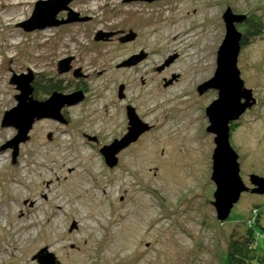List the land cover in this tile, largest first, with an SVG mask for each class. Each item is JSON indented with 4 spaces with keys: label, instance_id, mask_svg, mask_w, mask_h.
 I'll use <instances>...</instances> for the list:
<instances>
[{
    "label": "rangeland",
    "instance_id": "1",
    "mask_svg": "<svg viewBox=\"0 0 264 264\" xmlns=\"http://www.w3.org/2000/svg\"><path fill=\"white\" fill-rule=\"evenodd\" d=\"M39 1L47 0H0V264H39L33 256L44 248L59 264H227L230 235L250 229L256 254L263 258L264 196L242 194L229 218L217 220L211 181L215 145L205 111L218 92L200 95L197 88L217 69L227 7L264 24V0H73L68 6L90 21L26 32L19 24L31 18ZM131 9L177 10L189 22L174 32L182 29L184 35L191 28L194 36H204L208 28L207 45L172 47L163 36L152 39ZM45 29L49 37H41ZM119 29L123 35L131 30L136 39L123 44L118 41L123 35L116 33L109 41L95 40L101 31ZM238 29L248 30L244 23ZM141 51L145 60L121 66ZM69 57L84 77L59 74V62ZM238 67L256 104L236 122L230 143L239 154L244 183L253 188L250 175L264 178V31L242 47ZM29 70L40 85H81L87 98L69 111L70 127L52 121L34 125L13 164L12 150L1 147L17 131L2 127V119L17 105L19 91L11 78ZM165 80L172 83L165 87ZM121 84L124 100L118 97ZM126 104L135 106L151 129L118 155L116 168H109L83 134L109 143L127 133ZM83 179L91 192L73 199L71 189Z\"/></svg>",
    "mask_w": 264,
    "mask_h": 264
},
{
    "label": "water",
    "instance_id": "2",
    "mask_svg": "<svg viewBox=\"0 0 264 264\" xmlns=\"http://www.w3.org/2000/svg\"><path fill=\"white\" fill-rule=\"evenodd\" d=\"M73 0H47L35 4L31 18L19 24L26 32L46 27L60 26L70 22L78 21L75 16L69 15L66 21H58L57 15L61 11H69L68 5ZM156 0H124V2ZM88 18L80 19L85 21ZM222 20L225 26V37L219 48L217 56V69L213 78L201 84L197 88L198 94L202 95L210 89L217 90L218 98L214 100L205 111L209 122L207 132L214 136L215 145L212 155L211 181L216 189L213 194L212 206L215 209L217 220L225 222L234 206L239 202L242 194L252 193L264 196V178L258 175H250L249 181L253 188L248 187L242 177L239 163V154L230 143L231 125L236 123L240 117L256 104L251 89L245 87L241 78V71L238 67L239 55L242 49L243 33L238 25L247 20L246 15L235 14L230 7L223 13ZM134 35L129 39H134ZM171 57L166 65L172 61ZM140 57L130 59L124 65L136 64ZM70 59L62 60L59 63V72L69 70ZM34 74L29 70L27 74L14 75L10 83L16 87L19 94L15 96L17 105L6 111L2 119V127H13L16 135L7 141L2 150H12V162L16 163L19 148L30 140V132L33 125L40 120L50 119L61 124H66L62 115L64 107L73 106L83 100L81 92L70 95H63L55 92L45 101H37L33 98ZM123 88L119 89V96L122 97ZM127 118L129 121L128 133L120 140L114 141L111 145L104 147L100 154L109 168H114L118 163L117 155L136 142L145 132L150 130L149 125L140 121L134 109L128 108ZM75 224H73L74 226ZM39 264H59L53 254L47 249L40 250L33 256Z\"/></svg>",
    "mask_w": 264,
    "mask_h": 264
},
{
    "label": "flooded vegetation",
    "instance_id": "3",
    "mask_svg": "<svg viewBox=\"0 0 264 264\" xmlns=\"http://www.w3.org/2000/svg\"><path fill=\"white\" fill-rule=\"evenodd\" d=\"M68 8H69V11H61V12H64L65 14H64V16H62L61 18H57L56 17V19L58 20V21H66L67 19H68V17H69V15H71V16H75L76 18H78L79 20L78 21H74V22H87V21H90V18L87 16V15H82V14H80L79 12H75V11H73L69 6H68ZM60 12V13H61ZM59 13V14H60ZM58 14V15H59ZM57 15V16H58ZM83 18H88L87 20H85V21H81L80 19H83ZM74 22H70V23H67V24H71V23H74ZM67 24H62V25H60V26H64V25H67ZM60 26H56V27H60ZM124 30L122 29H119V30H117L116 32H99L96 36H95V40L97 41V42H100V41H109L116 33L117 34H121V35H123L124 34ZM116 34V35H117ZM132 35H134L135 37H134V39H129V37H131ZM136 34L134 33V32H132L131 30L129 31V33L128 34H125V35H123V36H121L119 39H118V41L120 42V43H123V44H125V43H128V42H133L135 39H136ZM146 53L145 52H143V51H141V53L139 54V55H137V56H135V55H133L130 59H133V58H135V57H140L141 58V60L140 61H138V63L139 62H142L143 60H145V58H146ZM175 57L176 56H174L173 57V59H172V61L168 64V65H170L172 62H173V60L175 59ZM65 59H70V62H69V64H68V67H69V70L68 71H66V72H64V73H68V74H70V75H72V77L73 78H81V77H84V74H82V72H81V69H78V70H76V69H74V67H73V65H72V62H73V60H74V57H69V58H65ZM65 59H63V60H65ZM129 59V60H130ZM129 60H127V61H125V62H123L122 64H121V66H123V67H129V66H132L133 64H131V65H124L125 63H127ZM62 61V60H61ZM60 61V62H61ZM168 61V60H167ZM167 61L164 63V65L163 66H161V67H159V68H157V70L158 71H162L166 66H168V65H166V63H167ZM59 62V63H60ZM138 63H136V64H138ZM135 64V65H136ZM58 72H59V65H58ZM59 74H63V73H60L59 72ZM177 76H175V75H173L172 76V78L173 79H175ZM172 83V80L171 81H169V82H167L166 80H165V87L166 86H168L169 84H171ZM54 84V83H53ZM58 85V84H57ZM32 86H33V89H34V91H33V98L35 99V100H37V101H45V100H47L48 98H50V96L53 94V93H55V92H58V93H61V94H63V95H70V94H73V93H78V92H81L82 93V95H83V100L82 101H80L79 103H77V104H75V105H73V106H69V107H64L63 109H62V115H63V117H64V119H65V121H66V124H61V123H59V122H57V121H53V120H50V119H43V120H40V121H37L34 125H36V124H38V123H40V122H46V121H52V122H55V123H58V124H61V125H63L64 127H66V128H68V127H70L71 125H72V121H73V119L71 118V116H70V114H69V111L71 110V109H73V108H75V107H77V106H79V105H81L82 103H84L85 102V100H86V98H87V92H86V90L84 89V88H82V86L80 85V86H77L76 88H70V87H68V88H64V87H61L60 85H58L59 87L57 88V89H52L50 92H46L45 91V88L46 87H49V84L47 83L45 86L44 85H40L39 84V82H36V76H35V80H34V82H33V84H32ZM120 87H122L123 88V91H122V97L120 98V96H119V89H120ZM118 97H119V99L120 100H124L125 98H126V94H125V86L123 85V84H121L120 86H119V88H118ZM125 113H126V117H127V113H128V108H132V109H134V111H135V113H136V115L138 116V118L140 119V121H142L143 123H145V124H147V125H149L148 123H146V122H144L143 120H142V117L138 114V111H137V109H136V107L135 106H133L132 104H126L125 105ZM128 119V118H127ZM34 125H33V127H34ZM128 125H129V121H128ZM150 127V126H149ZM235 127H236V123H233L232 125H231V131L233 130V129H235ZM128 128H129V126H128ZM128 128H127V133H128ZM33 129V128H32ZM150 129H151V127H150ZM148 132V131H147ZM127 133H123L122 135H120V136H118V137H115L113 140H112V142H109V143H103L102 141H101V139L99 138V136H96V135H91V134H83V138L88 142V143H90V144H93V145H97L98 146V150H99V152L104 148V147H107V146H109V145H111L114 141H116V140H118V141H120ZM146 133V132H145ZM143 135V134H142ZM141 135V136H142ZM140 136V137H141ZM48 140H52V138H53V134L52 133H49L48 134ZM139 137V138H140ZM138 138V139H139ZM135 143V142H134ZM133 144V143H132ZM132 144H130L127 148H125L124 150H122L120 153H122V152H124L126 149H128ZM119 153V154H120ZM118 154V155H119ZM118 155H117V158H118ZM117 165H118V163H117ZM116 165V166H117ZM116 166L114 167V168H116Z\"/></svg>",
    "mask_w": 264,
    "mask_h": 264
},
{
    "label": "bare ground",
    "instance_id": "4",
    "mask_svg": "<svg viewBox=\"0 0 264 264\" xmlns=\"http://www.w3.org/2000/svg\"><path fill=\"white\" fill-rule=\"evenodd\" d=\"M92 1V0H91ZM20 7V6H19ZM131 11L133 13H135V15L137 17L142 18L145 23H146V27H147V35L153 38H157V37H161L163 36L166 40H171L170 44L172 45V47H177L181 44H184V42H189L191 46H196V44L198 43V41H202L204 48L207 45V42L209 40V35H207L208 32V28L205 29L206 34L204 36H194L192 32L193 29L190 28V33L186 32L183 35V31H181L182 29H180L179 32H174L175 28H181L182 26H184V24L189 22V18L187 15H182L180 14V12L177 10L175 11H170V12H166L164 9H159L157 12L154 11H149V12H143V10H137V9H131ZM19 13V9H16V11L13 14L9 15V20L10 18H12L13 15ZM178 15L176 18H173V20L171 21L170 19L173 16ZM169 23L173 24V29H171L170 27L168 28L167 25ZM41 37H49V33L48 30H44L41 33ZM170 38V39H169ZM44 43V42H43ZM193 55L190 54L186 57L187 62H189V60L191 59ZM204 70L199 72V77H202ZM91 192V186L88 184L87 180H82L81 181V185L79 187H75L71 189L70 194L73 195V199H83V194H89ZM14 193L15 196L20 195L19 191L14 189ZM96 197V195H95ZM59 205V208H61L64 205V202L59 200L56 202ZM77 218L79 220H81V217L79 216V214H77ZM32 224V223H31ZM27 228H28V224H24L22 229L24 230V233L27 232ZM85 229L88 228V226H84ZM28 234L25 233L24 239L27 237ZM79 252L81 251V249H77Z\"/></svg>",
    "mask_w": 264,
    "mask_h": 264
},
{
    "label": "trees",
    "instance_id": "5",
    "mask_svg": "<svg viewBox=\"0 0 264 264\" xmlns=\"http://www.w3.org/2000/svg\"><path fill=\"white\" fill-rule=\"evenodd\" d=\"M247 25V33L243 34L242 47L249 44L251 37L263 34L264 24L258 19H253L247 16L244 22ZM57 84L49 83V87L45 88L46 92L52 89H57ZM254 234L252 230H247L244 234L238 232L232 233L229 238L227 248V264H252L253 261L258 260L260 263L264 262V257L259 258L256 254V246H254Z\"/></svg>",
    "mask_w": 264,
    "mask_h": 264
}]
</instances>
